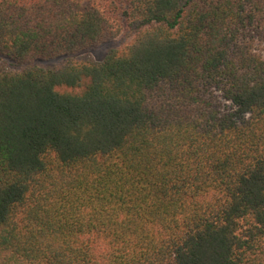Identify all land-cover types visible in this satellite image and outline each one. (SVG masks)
<instances>
[{
  "label": "trees",
  "instance_id": "1",
  "mask_svg": "<svg viewBox=\"0 0 264 264\" xmlns=\"http://www.w3.org/2000/svg\"><path fill=\"white\" fill-rule=\"evenodd\" d=\"M0 264H264V0H0Z\"/></svg>",
  "mask_w": 264,
  "mask_h": 264
},
{
  "label": "rangeland",
  "instance_id": "2",
  "mask_svg": "<svg viewBox=\"0 0 264 264\" xmlns=\"http://www.w3.org/2000/svg\"><path fill=\"white\" fill-rule=\"evenodd\" d=\"M135 37V32H132L128 29L123 30V32L113 41L100 45L94 49H91L89 51H85L83 53L78 54L76 57H91L96 60H101L104 58L106 53L111 49V48H119L126 46L127 44L131 43ZM64 60L62 58H56L52 60H43V61H31L27 62L25 65L18 66L16 68H24L26 66L30 65H38L41 67H46V68H52V67H59L63 64ZM9 67L6 63H3L1 67Z\"/></svg>",
  "mask_w": 264,
  "mask_h": 264
}]
</instances>
